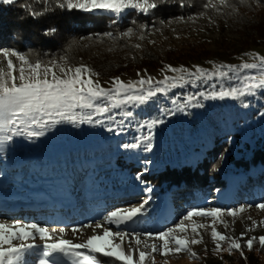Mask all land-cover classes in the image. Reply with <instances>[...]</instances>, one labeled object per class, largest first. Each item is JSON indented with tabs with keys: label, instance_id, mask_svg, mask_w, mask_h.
<instances>
[{
	"label": "rangeland",
	"instance_id": "rangeland-1",
	"mask_svg": "<svg viewBox=\"0 0 264 264\" xmlns=\"http://www.w3.org/2000/svg\"><path fill=\"white\" fill-rule=\"evenodd\" d=\"M198 1L199 5L188 14L162 19L163 27L153 24L143 25L140 29H132L127 35L129 29L118 33L107 29L100 33L84 35L78 41L83 49V60L80 64H71L63 57L37 62L42 65H50L54 62L58 66L53 70L59 77L64 76L60 67L74 69L82 65L87 66L92 70L93 79L98 80L105 89L112 87L115 77L127 83L141 77H152L154 81H159L164 76L180 75L166 70L168 65L173 68L183 67L189 73L195 74L196 66L205 69L206 73H211L220 65L258 62L252 55L246 54L264 55V21L259 24L258 29L252 28L244 32L235 21L221 17L223 12L220 7H227L226 5L212 8L206 7L208 0ZM0 6L5 5L0 3ZM128 11L133 10H126L119 17L105 11L93 12L110 16L112 20L108 21L107 26H109L120 20ZM149 12L150 10L146 14ZM135 13L141 12L135 11ZM263 17L264 12L250 14L252 21H258ZM129 45L146 46L161 55L165 53L170 58L165 60L163 66L132 69L110 78L96 74L94 59L97 56L106 53L112 58L118 57L117 48ZM2 50H14L28 58L11 46H0V67H3L4 71H7V67ZM11 59L17 69L15 74L19 75L21 62L15 56ZM24 67L27 74L29 71L27 65ZM257 74L256 69L230 73L229 77L225 78L218 76L209 78L207 74L200 78L198 74H185L184 80L171 81L178 83L179 86L170 88L167 95L158 94L155 101L148 105L137 107L128 104L119 109H112L104 116H95L96 119L103 121L100 125L85 123L75 127L63 123L47 131L43 137L33 140L14 137L10 142L0 143V201L4 200L3 202L11 204L14 200L23 203L30 201L25 198L26 195L33 194L35 196L32 200L43 201V204L40 203L41 207L20 210L14 213L13 219L9 215L5 217L0 215V220L8 223L13 221H21L25 224L36 223L43 226L53 236L52 240L47 241L48 243L56 242L63 237L74 244H81L93 235L102 234V229L95 228V225L102 222L108 212L116 208L138 206L147 198L149 202L145 206L144 215L134 222L121 225L119 229L115 226L110 227L113 231L140 233L142 240L140 248L151 253V248H146L145 243L159 245L161 242L146 239L144 234L148 232L155 234L175 226L188 211L200 208L233 209L245 206V210L235 218L225 213L221 217L224 223L217 221L215 224L217 231L229 237L239 238L242 232L245 233L244 240L240 241L243 256L237 250L227 251V242H221L225 250L214 251L215 242L211 237L210 227L213 218L193 217L191 221H184L188 230L186 233H180L181 235L191 238L194 235L191 232L193 223L208 226L199 229L203 242L190 246L196 257H192L187 251L170 253L167 256L156 252L146 258V264H264V248H261L258 242V238L264 236V209L256 207L264 203V196L254 200L249 196L251 191L256 193L257 186L261 184L259 175L264 172L262 165H256L246 172L248 169L227 164L222 171V177L227 182L226 186L215 189L211 183L205 198L183 182L172 186L163 182L152 187L147 182L142 183V179H137V174L129 170V166L132 165H139L142 169L148 170L161 167L165 163L171 165L193 163L217 141H227L235 154L243 151L248 154L252 148L264 145L262 91L238 100L204 99L198 96L200 92L210 94L221 87L239 88L246 76ZM50 78L51 74H49ZM193 95L200 99L203 107L188 108L185 112H176L174 115H161V109H175L184 103L187 97ZM173 99L177 101L176 105L171 103ZM126 111H132L133 116L125 117ZM108 115H113L115 119L109 121L106 118ZM160 118L164 119V123L156 125L151 130L146 126L140 127L145 120ZM121 121H123L122 131L119 130ZM109 126L116 130L108 131ZM147 135L153 137L151 152L145 151L143 146L139 149L123 148L124 144L140 142L141 138ZM117 158L129 161L131 164L124 168L122 161L116 162ZM249 176L253 178L251 182L248 181ZM29 182L33 183V187L26 186ZM50 182L54 186L73 184L76 187L71 190L79 188L80 196L74 197L72 194L65 196L55 190L50 191L49 188L44 190L43 187L51 184ZM102 183L106 184L105 188L101 187ZM149 186L153 189L151 193L144 191ZM253 221L256 222L255 227ZM53 224L65 226V231L63 233L52 231ZM88 224L92 227H84ZM74 227L79 231L74 233L72 231ZM251 237H256L257 241L253 249L248 250L245 241ZM129 239L131 237L125 239L123 245L125 251L128 250ZM31 242L36 245L45 243L38 236ZM116 242L120 243L119 239ZM132 247L136 248L134 240ZM134 259L138 260V251L134 252ZM26 260L29 264H35V257L26 255Z\"/></svg>",
	"mask_w": 264,
	"mask_h": 264
},
{
	"label": "snow or ice",
	"instance_id": "snow-or-ice-1",
	"mask_svg": "<svg viewBox=\"0 0 264 264\" xmlns=\"http://www.w3.org/2000/svg\"><path fill=\"white\" fill-rule=\"evenodd\" d=\"M4 5H12L16 0H0ZM228 0H208L206 7L217 8L224 6ZM158 6L157 0H58V7L67 10H82L84 12L105 11L119 17L126 10L139 11L147 13L149 10ZM39 13H31L35 16ZM132 29L128 30L130 34ZM6 58L7 71L0 67V143H7L14 137H25L29 140L43 137L45 133L54 129L57 125L68 123L75 127L81 124L100 125L101 119L95 116H104L110 113L112 109H119L124 105L145 106L155 101L158 94L167 95L172 87L179 86L178 83L171 81H182L184 75H195L202 78L206 74L209 78L218 76L220 78L229 77L230 73L241 70H258L257 75L246 76L241 87H221L218 91L210 94L200 92L199 97L204 99H225L231 98L238 100L244 96H254L257 91L264 94V55L252 53L258 62H244L240 65H220L211 73L206 70L195 67V74L189 73L187 69L173 68L171 65L166 66V70L173 73H180L179 76H164L162 80L154 81L152 77H141L135 81L125 83L119 77L113 78L112 87L105 89L98 80L93 79L92 70L87 66H78L65 69L60 67L64 73L63 77L56 75L53 70L55 65H42L40 62H30L28 58L19 55L14 50H2ZM18 57L21 62L19 75H16V66L11 57ZM24 65H27L28 73L26 74ZM227 69L226 71L224 69ZM49 74L51 78L49 79ZM98 75V74H97ZM139 75V74H138ZM19 81V83L17 82ZM101 101H106L102 103ZM173 105L177 101H171ZM247 106V105H245ZM203 104L196 96H189L184 103H181L175 109H161V115H174L176 112H185L188 108H200ZM264 115V113H262ZM125 117H132V111L124 112ZM109 121L115 119L113 115L106 117ZM164 119L145 120L140 127L153 129L158 124H163ZM123 121H121L120 131L123 130ZM111 126L108 131H115ZM152 136L147 135L141 138L140 142L127 143L123 145L124 149H139L143 146L145 151L151 152L153 149ZM150 163V161H149ZM143 173L137 174V179L142 177ZM143 183V181H142ZM145 192L151 193L153 189L149 186L144 189ZM149 200L146 198L138 206L127 208H116L108 212L103 221L96 223L95 228L102 229V234L89 237L86 242L74 244L72 241L60 239L56 242L48 243L53 236L47 228L36 223L25 224L21 221L0 220V264H29L26 255L35 257V264H103L102 258H111L120 264H146V258L151 253L160 252L161 255L167 256L170 253H179L187 251L192 257L196 253L192 252L191 245L203 242L199 229L208 227L204 224H195L191 226V232L194 234L191 238L180 233H186L188 228L184 221H191L193 217H211L213 224L211 227V237L215 242L214 251L220 252L225 249L221 242H227V251H240L243 256V247L240 243L244 240L245 233H241L239 238L229 237L217 231L215 224L217 221L224 223L221 217L226 213L228 216L236 217L245 210V206L233 209L209 208V209H192L182 218V220L173 227H169L158 233H145L146 239L158 240L161 243L146 244V248H151V253L140 248L142 243L140 233H130L128 231H113L110 226L117 229L121 225H127L134 222L140 216L144 215ZM250 207V206H249ZM264 209V203L256 205ZM107 225V226H105ZM256 222L253 221L255 227ZM84 227H92L91 224ZM225 227L227 225L225 224ZM252 230V229H248ZM65 229L61 228L63 233ZM74 233L78 228H73ZM39 237L45 241L43 245H36L31 241ZM129 239L128 250L125 251L123 245L125 239ZM199 237V238H197ZM119 239L120 243L116 240ZM134 240L136 248L132 247ZM256 237L248 238L245 246L252 250ZM259 245L264 248V236L258 238ZM138 251V260L134 259V252Z\"/></svg>",
	"mask_w": 264,
	"mask_h": 264
},
{
	"label": "trees",
	"instance_id": "trees-1",
	"mask_svg": "<svg viewBox=\"0 0 264 264\" xmlns=\"http://www.w3.org/2000/svg\"><path fill=\"white\" fill-rule=\"evenodd\" d=\"M157 2L158 6L150 10L148 14L142 15L136 14L134 10L128 11L120 20L107 26L108 21L112 19L105 13L67 10L58 7V0H16V3L12 5L0 6V46L7 45L17 49L33 63L63 57L67 62L77 65L83 60V49L78 41L86 34L100 33L107 29L118 33L128 29H140L143 25L150 26V24L163 27L162 19L188 14L199 5L198 0H157ZM226 6L231 10L229 11L225 6L220 7L223 12L221 17L235 21L244 32L252 28L258 29L259 24L264 21V17L258 21H252L250 18L252 13L264 12V0H228ZM33 12L39 14L33 16L31 15ZM117 50L118 57L112 58L104 53L94 59L96 74L110 78L132 69L160 67L165 64L166 59L170 58L165 53L161 55L146 46H119ZM249 151L248 154L244 151L235 154L227 141H217L193 163L184 162L173 165L165 163L161 167L148 170L142 169L139 165H132L129 166V170L135 174L143 173L142 181L151 184L152 187L163 182H166L168 186L183 182L205 198L211 183L215 189L226 186L227 182L222 177V171L227 164L248 169L246 172L256 165L264 167V145ZM118 161L123 162L124 168L131 164L120 158L116 159V162ZM259 177L262 181L257 186V192L251 191L249 195L253 200L264 196V172H261ZM247 178L249 182L253 179L250 176ZM50 183L49 185L45 183L43 189L49 188L50 191L55 190L65 196L67 194H72L74 197L80 196L79 188L71 190L76 187L73 184L54 186L52 182ZM26 186L33 187V183L29 182ZM101 187L105 188L106 184L102 183ZM34 196L35 194L26 195L25 198L32 200ZM0 213L4 217L14 215L13 212ZM102 261L120 264L106 257L102 258Z\"/></svg>",
	"mask_w": 264,
	"mask_h": 264
},
{
	"label": "bare ground",
	"instance_id": "bare-ground-1",
	"mask_svg": "<svg viewBox=\"0 0 264 264\" xmlns=\"http://www.w3.org/2000/svg\"><path fill=\"white\" fill-rule=\"evenodd\" d=\"M2 201H4V200H2ZM2 201H0V202H2ZM20 202L13 200L11 204L6 202L5 203L6 206H2L1 203H0V212L18 213V211H20V210L28 209V208H31V207L32 208L39 207V206L41 207V204H43V201H36V200L25 201L23 203H22V201H20ZM17 218H19V217H17ZM12 219H13V216H12Z\"/></svg>",
	"mask_w": 264,
	"mask_h": 264
}]
</instances>
